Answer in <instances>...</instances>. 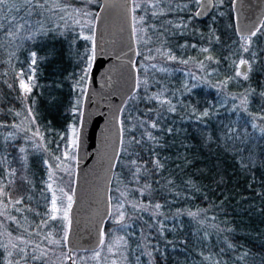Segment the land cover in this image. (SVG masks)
<instances>
[{"label":"trees","instance_id":"1","mask_svg":"<svg viewBox=\"0 0 264 264\" xmlns=\"http://www.w3.org/2000/svg\"><path fill=\"white\" fill-rule=\"evenodd\" d=\"M218 1L204 20L187 19L190 30L162 34L172 71L150 79V92L164 100L159 108L140 99L126 124L129 105L123 106V130L130 124L134 138L126 156L134 165L126 166L118 152L112 179L142 193V212L132 217L139 226L121 230L120 264H264V66L245 83L234 76L238 40L245 37L235 31L231 0H220L221 7ZM20 2L19 8L0 4V205L10 197L36 200L47 172L38 152L20 157L16 138L7 147L3 134L16 125L21 105L6 80L30 69L25 105L46 153L56 158L76 126L81 77L88 71L89 45L75 40L71 27L60 33L30 25L31 42L18 35L12 44L5 40L12 25L38 23L36 11L28 17L33 5L45 7L38 0ZM251 51L261 64L264 42L253 40ZM194 65L203 73L194 77L182 68ZM219 86L222 96L209 89ZM14 170L19 178L11 187L7 175Z\"/></svg>","mask_w":264,"mask_h":264},{"label":"rangeland","instance_id":"2","mask_svg":"<svg viewBox=\"0 0 264 264\" xmlns=\"http://www.w3.org/2000/svg\"><path fill=\"white\" fill-rule=\"evenodd\" d=\"M20 1L4 0L1 5L8 8H19ZM29 1L32 2L33 0ZM38 1H42L45 7L42 8L35 4L28 12V17L30 12H37L38 23L36 22L32 25L28 24V22H23L18 28L12 25L13 30L7 32L4 36L5 40L12 44L14 36L18 35L19 41L31 42L35 37L33 30H29L31 26L39 28L41 25H48L56 31L60 30V33H62L61 31L64 32L65 28L71 27L75 40L81 41L87 46L89 45L87 54L89 68V64L91 65L92 63V40H86L84 37H93L95 18L100 7L99 0ZM232 1H230V5H232ZM198 3L199 0H131L132 32L136 56L134 67L137 81L135 95L126 102L129 105V107L125 108V110L127 109L125 113V116H127L125 119L126 124L132 121L131 113L135 111L132 108L136 106L140 99L146 104L152 101L155 108H159V103L164 101L156 93L150 92L149 89L150 79L153 78V74L156 75L168 70L172 71L171 66L169 67L170 64L172 65L171 57L167 54L169 50L163 48L162 45V34L167 30L171 31L170 29L178 32L186 28L190 30L191 27L187 19L194 18ZM24 5L27 6V0H25ZM222 5L219 0L218 6L221 7ZM190 11L192 14L189 16L188 12ZM50 33L54 34L55 31H50ZM255 33V35L243 39L238 38L240 55L234 62L233 70L234 76L240 82L245 83L247 77L255 68L264 66V60L261 64H258L254 53L251 51L253 40L260 39L264 42V22H262L261 27ZM245 48H247V51L244 50ZM241 59L247 61L246 74L244 76L237 75ZM182 68L189 70V74L194 77L196 74L203 73L200 67L196 65ZM193 68L194 72H192ZM10 76L11 78L8 81L6 80V88L9 92L14 93H17L18 90L19 95L16 100L20 103L21 108L16 115V125L8 132H4V140L7 141L8 148H10L11 143L15 142V138L19 141L17 151L20 157L26 156L27 152L30 151L38 152L42 156L47 172L42 185L41 195L36 200L27 198L25 201V199H11L10 197L0 205V252L3 264H120V260L123 258V254L120 253L123 244L120 233L122 229L130 228L133 223L139 226L138 221L132 217L134 214L138 216L142 212V209H139L142 193L137 188L131 191L126 188L124 190L118 179L113 182L114 178L112 176L113 179H111L108 193L109 220L108 222L106 221V228L104 225L102 230L100 247L95 252H76L68 255L65 249L68 219H63V210L68 203L64 193L72 197L75 175L76 147L73 148L71 145V140L73 139L72 131L70 129L67 132L64 147L58 157L48 156L43 147L41 134L25 105V92L20 87L22 79L26 83L29 82L30 69L26 68L25 72ZM87 79L88 76L83 80L79 99L78 119L75 126L77 130ZM209 89L215 95H224L222 86ZM138 92H140L139 95ZM122 111L119 118L121 134L119 155H123V161L126 166L134 165L129 156L128 158L126 156V154L128 155V145L134 141V138L131 137L132 132L131 135L129 133L131 130L130 124L126 131L123 130ZM146 111L149 110L146 109ZM118 160H116V164ZM7 176L11 187L16 182V179L19 178L15 170L13 173H8ZM133 196H136V201L131 199ZM53 198L56 200V208L59 209L57 212H53ZM121 215L123 219H121ZM56 241H59V243H56Z\"/></svg>","mask_w":264,"mask_h":264},{"label":"water","instance_id":"3","mask_svg":"<svg viewBox=\"0 0 264 264\" xmlns=\"http://www.w3.org/2000/svg\"><path fill=\"white\" fill-rule=\"evenodd\" d=\"M92 58L78 126L72 203L65 249L68 255L96 251L109 216V187L121 140L119 118L136 85L131 0H99ZM212 0H199L195 19L204 20ZM234 27L249 37L264 20V0H233ZM240 75L246 66L239 67Z\"/></svg>","mask_w":264,"mask_h":264},{"label":"snow or ice","instance_id":"4","mask_svg":"<svg viewBox=\"0 0 264 264\" xmlns=\"http://www.w3.org/2000/svg\"><path fill=\"white\" fill-rule=\"evenodd\" d=\"M3 3H4V0H0V4H3ZM255 34H256L255 32L252 33V35H255ZM84 39L92 40L93 45L95 44L94 38L92 36H85ZM244 50L247 51V48H245ZM205 51H206V49H205ZM95 55H96L95 46H93L92 52H91V56L93 59H95ZM32 56H33L32 64H35L36 63L35 53H33ZM239 65L240 66H246L247 61L241 59L239 62ZM90 70H91V65L89 64L88 71H86L81 77L82 80L88 76V73L90 72ZM240 74H241L240 72L237 73V75H240ZM28 80H29V82H27V83L23 79L20 81V87L24 90L25 94H28L31 92V80H32V78L29 77ZM152 127L155 128L156 125L152 124ZM71 131H72V136H73V139L71 140V145L73 148H75L79 144V133H78V130L75 126L72 127ZM49 187H51V185H49ZM61 192H63V190H61ZM64 195L67 197L68 203H67V207L63 210V219H68V210L71 208L72 197L68 196L66 193H64ZM52 204H53V212L59 211V209L56 208L55 198H53ZM157 207H159V206H157ZM121 219H123L122 215H121ZM65 239H67V237H65ZM56 243H59V241H56Z\"/></svg>","mask_w":264,"mask_h":264},{"label":"flooded vegetation","instance_id":"5","mask_svg":"<svg viewBox=\"0 0 264 264\" xmlns=\"http://www.w3.org/2000/svg\"><path fill=\"white\" fill-rule=\"evenodd\" d=\"M132 35H133V32H132ZM135 59H136V56H135ZM134 65H135V61H134ZM134 69H135V67H134ZM135 74H136V70H135ZM135 92V91H134ZM134 94V93H133Z\"/></svg>","mask_w":264,"mask_h":264}]
</instances>
